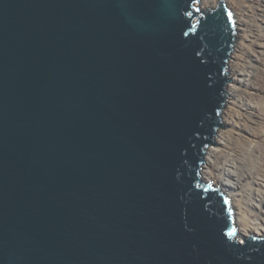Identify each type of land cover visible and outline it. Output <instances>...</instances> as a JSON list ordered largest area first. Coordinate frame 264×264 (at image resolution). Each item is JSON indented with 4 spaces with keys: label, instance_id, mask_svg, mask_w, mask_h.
Here are the masks:
<instances>
[{
    "label": "water",
    "instance_id": "water-1",
    "mask_svg": "<svg viewBox=\"0 0 264 264\" xmlns=\"http://www.w3.org/2000/svg\"><path fill=\"white\" fill-rule=\"evenodd\" d=\"M199 1L0 0V264H264L201 178L236 21Z\"/></svg>",
    "mask_w": 264,
    "mask_h": 264
},
{
    "label": "bare ground",
    "instance_id": "bare-ground-1",
    "mask_svg": "<svg viewBox=\"0 0 264 264\" xmlns=\"http://www.w3.org/2000/svg\"><path fill=\"white\" fill-rule=\"evenodd\" d=\"M201 1L213 6L219 0ZM226 2L236 11L240 37L228 62L224 128L206 148L200 173L231 201L238 235L264 234V0Z\"/></svg>",
    "mask_w": 264,
    "mask_h": 264
},
{
    "label": "rangeland",
    "instance_id": "rangeland-1",
    "mask_svg": "<svg viewBox=\"0 0 264 264\" xmlns=\"http://www.w3.org/2000/svg\"><path fill=\"white\" fill-rule=\"evenodd\" d=\"M225 1V3L227 4V6L233 11V13H234V16H236V11L232 8V7H230V4L228 3V2H226V0H224ZM218 2V1H217ZM217 2H215L214 3V5L213 6H209V5H206V4H204L201 0L198 2L199 3V9L200 10H205V9H207V8H211V7H214L216 4H217ZM235 21H236V39H235V42H234V45H233V49H232V51H231V54L233 53V51L235 50L234 48H235V45H236V42L239 40V31H238V29H237V20H236V18H235ZM230 54V55H231ZM231 59V56L229 57V60ZM229 60H228V62H229ZM252 71H254V69L253 68H251V67H246L245 68V72L246 73H248V74H250ZM227 74H228V76H229V78H230V81L228 82V83H231L232 81V79H231V74H230V68H229V64H228V66H227ZM227 83V84H228ZM225 97H227L228 98V93L226 92L225 93ZM229 102H227V100H226V98H225V100H224V102H223V105H222V107H221V109H220V111H219V116H220V122L222 121L221 120V115H222V112H223V110H225V108L229 105L228 104ZM226 104V105H225ZM224 128V126H220V127H218V129H217V132H218V130L219 129H223ZM216 135H217V133H216ZM216 137V136H215ZM213 146L214 145H216V144H212ZM202 168V167H201ZM206 181H208V180H206ZM213 182V181H212ZM213 183H215V182H213ZM216 184V183H215ZM217 186H218V184H216ZM220 187V186H219ZM221 188V187H220ZM230 204H231V201H230ZM232 207V206H231ZM232 209H233V212H234V208L232 207ZM234 216H235V214H234ZM235 222H236V220H235ZM236 224H237V226H238V229L240 230V228H239V225H238V223L236 222ZM252 232H250L249 234H247V235H250ZM238 234H239V232H238ZM241 238V237H240ZM242 239V238H241Z\"/></svg>",
    "mask_w": 264,
    "mask_h": 264
}]
</instances>
